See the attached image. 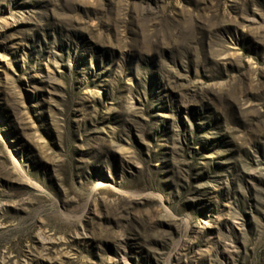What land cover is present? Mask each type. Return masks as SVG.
Here are the masks:
<instances>
[{
    "label": "rangeland",
    "instance_id": "rangeland-1",
    "mask_svg": "<svg viewBox=\"0 0 264 264\" xmlns=\"http://www.w3.org/2000/svg\"><path fill=\"white\" fill-rule=\"evenodd\" d=\"M0 264H264V0H0Z\"/></svg>",
    "mask_w": 264,
    "mask_h": 264
}]
</instances>
